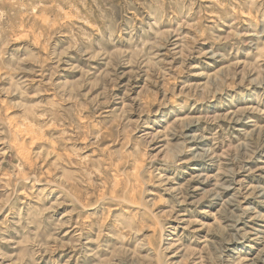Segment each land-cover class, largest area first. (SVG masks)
I'll list each match as a JSON object with an SVG mask.
<instances>
[{"label": "rangeland", "instance_id": "374dc122", "mask_svg": "<svg viewBox=\"0 0 264 264\" xmlns=\"http://www.w3.org/2000/svg\"><path fill=\"white\" fill-rule=\"evenodd\" d=\"M0 264H264V0H0Z\"/></svg>", "mask_w": 264, "mask_h": 264}, {"label": "bare ground", "instance_id": "6f19581e", "mask_svg": "<svg viewBox=\"0 0 264 264\" xmlns=\"http://www.w3.org/2000/svg\"><path fill=\"white\" fill-rule=\"evenodd\" d=\"M71 16V15H70ZM47 22V21H46Z\"/></svg>", "mask_w": 264, "mask_h": 264}]
</instances>
